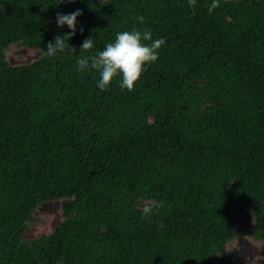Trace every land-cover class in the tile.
I'll return each instance as SVG.
<instances>
[{
	"label": "trees",
	"instance_id": "obj_1",
	"mask_svg": "<svg viewBox=\"0 0 264 264\" xmlns=\"http://www.w3.org/2000/svg\"><path fill=\"white\" fill-rule=\"evenodd\" d=\"M211 2L0 0V264H246L240 231L264 251V0ZM76 9V51L49 56ZM134 26L165 38L158 60L101 91L78 59ZM15 47L38 58L14 64Z\"/></svg>",
	"mask_w": 264,
	"mask_h": 264
},
{
	"label": "clouds",
	"instance_id": "obj_2",
	"mask_svg": "<svg viewBox=\"0 0 264 264\" xmlns=\"http://www.w3.org/2000/svg\"><path fill=\"white\" fill-rule=\"evenodd\" d=\"M74 2V0H69ZM197 0H189V5L196 6ZM219 7V0H212L208 5V12L211 14L214 9ZM83 14L81 9H76L70 13L58 12L56 23L58 27L63 28L65 25L71 30L63 35H57L54 41L47 44V54L54 56L58 52L70 48L75 52V47H70L69 40L76 34L78 17ZM140 22L144 21L143 16H139ZM81 34L84 29L80 28ZM166 43L165 38L153 39L150 30L140 31L135 26L128 31H121L116 34L113 42L105 45L104 49L90 56L81 57L77 61L78 71L94 69L100 74L97 86L101 91L108 88L116 77H121V89L132 91L136 82L141 78L142 73L146 70V66L157 61L159 50ZM81 51L93 49L94 40L92 37L86 38L81 44ZM163 206V201H149L142 207V213L145 217L152 214L153 210H158Z\"/></svg>",
	"mask_w": 264,
	"mask_h": 264
},
{
	"label": "rangeland",
	"instance_id": "obj_3",
	"mask_svg": "<svg viewBox=\"0 0 264 264\" xmlns=\"http://www.w3.org/2000/svg\"><path fill=\"white\" fill-rule=\"evenodd\" d=\"M38 51L25 47L11 48L8 53V59L14 64L29 63L35 58H38ZM38 222L42 223V228L45 231H51L61 220V201L51 200L42 203L36 212ZM250 216L245 215L240 225V230L245 229L250 224ZM37 232L35 226H29L25 230V237H33ZM234 251L235 257L239 263L246 264H263L261 260L264 259V251L254 245L252 241L242 234L238 233L237 240L230 245Z\"/></svg>",
	"mask_w": 264,
	"mask_h": 264
}]
</instances>
